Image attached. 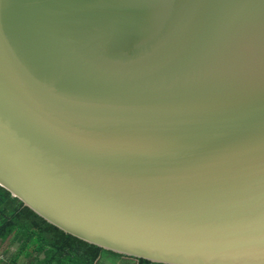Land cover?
<instances>
[{
  "label": "water",
  "instance_id": "1",
  "mask_svg": "<svg viewBox=\"0 0 264 264\" xmlns=\"http://www.w3.org/2000/svg\"><path fill=\"white\" fill-rule=\"evenodd\" d=\"M0 186L151 264H264V0H0Z\"/></svg>",
  "mask_w": 264,
  "mask_h": 264
},
{
  "label": "trees",
  "instance_id": "2",
  "mask_svg": "<svg viewBox=\"0 0 264 264\" xmlns=\"http://www.w3.org/2000/svg\"><path fill=\"white\" fill-rule=\"evenodd\" d=\"M16 250L0 264H98L100 257L131 259L83 243L49 225L0 186V255ZM24 259V260H22ZM134 260V259H131ZM135 264H151L134 260Z\"/></svg>",
  "mask_w": 264,
  "mask_h": 264
},
{
  "label": "rangeland",
  "instance_id": "3",
  "mask_svg": "<svg viewBox=\"0 0 264 264\" xmlns=\"http://www.w3.org/2000/svg\"><path fill=\"white\" fill-rule=\"evenodd\" d=\"M15 250H16L15 246H13L11 248H8L6 255H0V261L6 262L8 260V258L10 257V255L15 252ZM0 251H2V250H0ZM114 259L115 260H111V257L106 256V255H102L100 257V260H99L98 264H133V261H134V260H131V259H129V261H124L123 258H114ZM22 260H24V259H22ZM26 262L27 261L22 262L20 264H25Z\"/></svg>",
  "mask_w": 264,
  "mask_h": 264
},
{
  "label": "crops",
  "instance_id": "4",
  "mask_svg": "<svg viewBox=\"0 0 264 264\" xmlns=\"http://www.w3.org/2000/svg\"><path fill=\"white\" fill-rule=\"evenodd\" d=\"M124 261H129V259H124ZM131 262H132V261H131ZM133 264H135L134 261H133Z\"/></svg>",
  "mask_w": 264,
  "mask_h": 264
}]
</instances>
